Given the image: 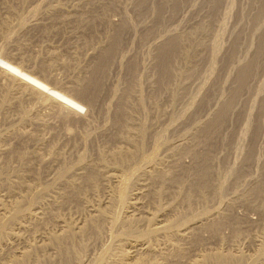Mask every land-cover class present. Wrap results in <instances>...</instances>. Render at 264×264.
Listing matches in <instances>:
<instances>
[{"label":"rangeland","instance_id":"rangeland-1","mask_svg":"<svg viewBox=\"0 0 264 264\" xmlns=\"http://www.w3.org/2000/svg\"><path fill=\"white\" fill-rule=\"evenodd\" d=\"M141 1L0 0V31L2 32H0V42L5 41V44L21 49L24 53L27 51L29 52L26 53L27 55L37 56L38 60L44 63L52 62L51 67H54L52 70L66 84L73 87L79 86L84 79L91 78L92 67L101 54L100 51L107 48L116 36L120 38L119 47H121L116 53V61H113L101 85L104 88L98 94L100 98L97 107L91 109L89 106L88 114L79 115L87 125L65 123L59 117H50L49 111L43 109H40V112L45 115L48 124L45 122L44 125H39L31 121L19 123L20 115L11 113L12 116L9 113L12 116L10 117L0 106V132L12 124L17 129L11 140L9 138L0 142L8 144V147L12 145L9 147L12 152L18 149L17 154L13 152L15 155L12 158H0V165H3L0 171L5 169V173L0 172V174L3 173L4 176H8V173L14 174L12 176L14 179L8 176L10 181L18 178L16 182L25 180L32 187H35V184L45 186L47 183L46 186H49L53 183L49 192L50 198H53L58 191L66 190L64 183L60 181L58 183L56 179L61 168L63 170L71 167L68 172L73 173L74 168L83 165V173L85 171L88 173L93 167L107 169L109 173H117L112 168L117 167L118 174L128 176L127 192H140L138 196L130 193L131 198L139 200L137 214L145 217L147 212L154 213L158 226L169 223L171 228L173 227L175 234L171 232V235L169 234L171 237L164 233H158L153 237L154 242L161 245L163 240H169L171 243L174 242V246L178 245L175 246L176 249L179 247L177 252H173L175 248L172 250L160 245L163 250L161 249V253L156 256L157 258L155 257L158 264L159 262L160 264H193L195 260L207 256L206 254L209 256V252L228 251L246 256L248 260L244 257L245 261L241 264H248L250 258H254L258 253L264 239V196L259 195L264 187L262 185L264 184V0H178L180 3L177 4V0H147L146 5ZM159 11L162 14L160 22L157 19ZM59 12L65 14L64 18H59ZM81 12L85 16L80 18L78 13ZM93 15H98V18L90 19ZM4 21H8V25L5 26ZM201 26L206 29L201 30ZM190 31L200 38L199 45L197 43L200 47L198 50L201 51L198 57L191 62L178 58V61L170 66V71L161 69L163 56L159 49L166 47L167 42L181 35L185 37V46H188L191 41L188 35ZM255 59L258 61L257 67L255 66L257 71L246 77L251 70L248 68L249 70L243 73L245 75H242L240 70ZM127 94L129 99L127 100L130 102H125V108L126 112H129L126 113L129 121L116 113L118 104ZM1 101L2 99L0 104ZM222 110H225V114L219 121ZM121 125H124V128L127 125L129 129L126 127L125 132L121 131ZM121 148L133 154L129 162L119 163L116 162L117 158L114 160ZM35 151L40 154L42 152L41 157L43 160L45 157L46 159L44 161L36 159ZM24 152L35 159L30 157L28 164L24 160H19L17 157ZM111 155L114 156L113 160ZM83 157L86 159L84 160ZM101 157L105 160L103 161ZM204 160H207V165L211 168L216 196L213 194L206 201L198 194H193L195 191L189 190L195 196L192 208L191 206L189 208L185 192L193 189L191 187L197 180L196 177ZM47 161L50 162L49 165ZM29 164L31 166L28 168ZM14 170L18 172L19 177ZM19 172H22V175L25 172L26 174L23 175L25 178L21 176L23 178L21 179ZM71 173L66 174L67 180L76 179ZM101 180L98 183L99 189L95 188L92 192L88 189L86 200L92 201L94 206L100 204L106 209L111 207L109 211L114 214L126 209L120 204L117 206L118 202L114 204V200L110 198L116 191V187H113L114 180L108 182ZM76 181L81 183L79 180ZM59 201L64 205L59 208L63 209L61 213L59 211V215H62L60 218L66 219V222L78 225L89 216L87 210L81 213L80 210H76L77 202L71 201L68 204L62 199ZM198 213L200 216L197 215ZM142 221L140 223L143 225L140 224V228L145 229L144 220ZM103 224L106 225H102V232L100 231L102 235L89 236L94 239L85 237L82 238L83 240L75 235L76 238L72 239L73 243L70 241L71 246L78 247L75 249L72 246L75 250L71 259L75 258L78 261L76 264H81L82 261L80 262L79 259L83 256L84 264H92L101 248L113 243L110 232L122 231L123 226L118 227V224L113 226L111 221ZM213 226H217V232L212 229ZM59 229V223L48 221L44 227L31 232L36 236L29 235L30 231L22 232V235L26 233L24 237L28 238L29 242L44 246L49 244L46 246L47 259L44 264L58 262L61 264L60 261L62 262L64 258L58 254L59 245L51 244L48 240L50 233L58 232ZM77 239L85 243L90 239L91 241L87 242L90 245L84 242L79 245ZM82 244H85L83 246L86 249H82L79 253L81 247L83 248ZM15 246L21 245L15 244ZM77 252L83 256L75 255ZM3 253L5 255L0 254V264L12 258L9 250L5 249ZM48 255H52L51 258ZM70 262L64 261V264ZM257 262L251 264H264V258Z\"/></svg>","mask_w":264,"mask_h":264},{"label":"bare ground","instance_id":"bare-ground-1","mask_svg":"<svg viewBox=\"0 0 264 264\" xmlns=\"http://www.w3.org/2000/svg\"><path fill=\"white\" fill-rule=\"evenodd\" d=\"M141 2H143L142 4H145V5L147 4V0H142ZM178 2L180 3V1L177 0L176 4ZM161 7H162V4H161ZM78 14H79L78 16H80V18L85 16L83 14V12L78 13ZM64 16H65V14L62 15L59 12V18L60 17L64 18ZM90 17H91L90 19L94 20V19L98 18V15H93V16H90ZM161 18H162V14H161V11H159L158 14H157L158 22H160V20H162ZM7 23H8V21H6V22L4 21L3 22V24L5 26L8 25ZM200 28H201V30H205L206 29L203 26H201ZM150 30L152 31V29H150ZM192 32L190 31L189 34H188L190 39H191V41H189L190 44L188 46H185V42H186L185 41V37L181 35V36L174 37L173 39H171L169 42L166 43V45H165L166 47H163V48L159 49V51L162 53V56H163L162 57V64H161L162 68L161 69H163L165 71H168L170 69V66L173 65L178 58H182L186 62H191V61H193V59H196L198 57L199 53L201 52L200 50H198L200 47L197 46V43H198V45L200 43V41H199L200 38L198 37V35H195V33H192ZM197 33H198V31L196 32V34ZM202 33H203V31H202ZM4 36H5V34H4ZM7 36L9 37L8 33H7ZM5 43H6L5 41L4 42H0V99H2L0 106H1L2 109H4V111L7 112V114L14 113V114L20 115L21 118L19 117L20 118L19 123H22L24 121L25 122L31 121V122H35V123H37L39 125H44L45 122H47L45 120V115H43L40 112V109L49 111L50 117L51 116L59 117L60 120L62 119V121L65 122V123L71 122V123H74V124L82 123V125H87V122L82 120L79 117V115H81V113H87V112L89 113V109H88L89 106H90V108L92 107L93 109L97 107L98 100L100 98L98 94L101 92L102 88H104V87H101V85H103L102 83L106 79V76L108 74L109 68H110V66H112L113 61L115 60V56H116L117 51H119V48H121V47H119L120 38H119V36H116L113 39V42H111V44L107 48H104L102 51H100L101 54L99 55V57L97 59L98 61L96 60V62L94 63V66L92 67V76H91V78L86 79V80L84 79V81L82 83H79L80 84L79 86L73 87L71 85L66 84V82L62 78H59L58 74L55 71L52 70V68H54V67H51L52 66L51 65L52 62H49L50 63V65H49V63L46 61L47 63L45 62L46 63L45 64L44 61H39L36 55H35L36 57L29 56V55L26 54V53H29V52L26 51V53H24V51H21V49H17L16 47H14L12 45H9V44H5ZM200 46H201V44H200ZM214 48H215V46H214ZM216 48H217V46H216ZM259 50H260V48H259ZM213 52L215 53V51H213ZM217 53H218V49H217ZM31 55H34V54H31ZM211 56L210 57L213 58V55H211ZM209 60L211 61V59H209ZM257 62H258L257 59H255L248 66L242 68L240 70V73L242 75H245V74H243V73H245V70L248 71L249 70L248 68H251V70L249 72V75L248 74L246 75V77L247 76L250 77L251 74H254V72L257 71V70H255L256 69L255 66L257 67ZM165 75H166V73H165ZM242 85H243V83H242ZM129 91L130 90H128V93H129ZM130 95H129V97H131ZM127 99H128V94H127V96H124V99L121 100V102L119 104L117 103L118 104V108H117L116 113H117V115L119 117L120 116L121 117H126V113L127 112H126V108H125V102L129 100V99L128 100ZM128 102H130V101H128ZM27 104H29V105H27ZM27 106H29V108ZM224 112H225V110H222L220 112V114H219L220 116L218 118L219 121L222 120V118H223V116L225 114ZM3 113L5 115V112H3ZM10 114H9V116H10ZM127 114H129V112ZM12 116H10V117H12ZM130 117H131V115H130ZM127 118L128 117H126L125 119L127 120ZM132 118H134V117H132ZM127 121H129V120H127ZM123 123H125V122H123ZM47 124H48V122H47ZM117 124H119V122H117ZM120 124H121V122H120ZM213 124H217V123H213ZM14 126L12 124L11 126L7 127L6 130L0 132V141L3 142V140H9V138H10V140L12 139L13 133L17 132L16 131L17 129H16V127L14 128ZM125 126L127 127V125H125ZM120 127H121V131H124V132L126 131L125 130L126 127L124 128V125H121ZM128 127L126 129H129ZM132 127L133 126L131 125L130 128L132 129ZM116 128H117V126H116ZM19 131H18V134H19ZM131 131H133V130H131ZM134 133L136 134L135 131H134ZM139 134L141 135V132ZM143 134H144V132H143ZM121 135L122 134H120V136ZM131 135H134V134H131ZM15 136L17 137V134H15ZM123 136H124V134H123ZM137 136H138V134H137ZM85 137H87V135ZM18 138H20V137H18ZM128 138H127V140H128ZM134 139H136V138H134ZM90 141H92V140H90ZM141 141H143V140H141ZM2 142H0V158H2V157H6V159L12 158L13 155H15V154H13L14 151L12 152L10 150L11 148L9 149V147L12 146V145H10L8 147V144H4ZM128 142H130V140ZM134 142H135V140H134ZM131 143H133V142H131ZM132 146H133V144H132ZM135 148H137V147H135ZM49 149L50 148L48 147V150ZM106 149H108V148H106ZM121 149L122 150H119L118 152L116 151L117 154L115 156V159H114V156L112 157V155H111L112 160L113 159L116 160V158H117L116 162H119V163L124 162V161L129 162L130 161L129 159L133 157V154L129 153L128 151L123 150V148H121ZM45 150H47V149H45ZM61 150H63V149H61ZM102 150H104V149H102ZM139 150H140V148H139ZM51 151H52V149H51ZM26 152H24V154H22V155H19L17 158L19 160L21 159V160H24L26 162L28 160H31L30 157H32V156H28L26 154ZM112 152H113V150H112ZM17 153L18 152H16V154ZM34 153H33V155H34ZM50 153H48V154H50ZM19 154H20V152H19ZM41 154H42V152H41ZM41 154L39 152H36L35 153L36 159H39V160L42 161L43 157H41V156H43V155H41ZM51 155H50L49 159L51 158ZM113 155H115V153ZM56 156L57 155L55 154V158H56ZM101 156H103V155H101ZM78 157H80V156H78ZM207 157H209V156H207ZM52 158H54V157H52ZM33 159H35V158H33ZM45 159H46V157H45ZM83 159L85 160L86 158L83 157ZM149 159H152V158H149ZM149 159H148V162H149ZM104 160L105 159H103V161ZM21 162H19V163H21ZM26 162H25V164H26ZM105 162L104 163L101 162V163H103V165H104ZM80 163L82 164L81 161H80ZM89 163H91V162H89ZM124 163H123V165H124ZM7 164H5V166H7ZM27 164H28V162H27ZM39 164H41V163H39ZM47 164L49 165L50 162L47 161ZM63 165H64V163H63ZM89 165L91 166L92 164H89ZM99 165H101V164H99ZM114 165H112V166H114ZM119 165H121V164H119ZM30 166H31V164H29L28 168ZM82 166H80V167L76 166L77 168L76 169L74 168V170H72L73 173L68 172L71 169V167L70 168H68V167L65 168L63 166L65 169L62 170V168H61L62 171L59 169L60 171L58 173V178H56L57 176L55 178L58 180V183H59V181H60V183L61 182L64 183V186H65L66 190L64 192H63V190L61 192L58 191L57 193H55V196L53 198H50V196H49L51 194L49 192L52 190V184L53 183L49 184V186H46L47 183L45 182L46 183L45 186H44V184H43V186L42 185L40 186L39 184L38 185L35 184V187H32L31 185L26 183L25 180H22L23 182H20V183L17 181L19 183V185H17V182H16V180H18V178H17L16 180H13V181L16 182L15 183L16 185H15V184L12 183L13 182L12 180H11L12 182L10 181V178L14 179L12 177L14 174L11 175L10 173H8L11 176L10 177L8 175L10 178L8 176H6V175L4 176L3 173L0 174V193L4 192V194H2V193L0 194V254L5 255L3 253L5 251V249L9 250L10 254L12 253L11 254L12 258L9 259L8 261H5V262L2 261L3 263H1V264H30L31 262H34L35 264H44V261H46L45 259H47L45 250L47 248L46 246H48L49 244L47 245L44 242L46 244V246H44V245H41V244L32 243V241L29 242L27 240L28 238L26 237L27 239H25V237H24V236H26V233H25V235H22V232H27L28 233L30 231V233L31 232L33 233L34 229L36 230L37 228H40L42 226L44 227L48 223V221H51L53 223H55V222L59 223V226H60L59 231L58 232L56 231L55 233L51 232L50 233L51 235L50 236L48 235L49 236L48 240H49V242H51V244L59 245L58 246V248H59L58 254H61L64 257L62 259L66 263H69L70 260H72L71 259V255L73 254V250L78 248L76 246L77 242L74 243L77 248H75L72 245L73 248H75V249H73L71 244H70L71 243L70 241H72V239H73V237H75V235L77 237L79 236L81 239L85 238V237L88 238L89 236H93V235L94 236H97L99 234L102 235V233H100V231H101V228L103 227L102 225H104L103 223H105L107 221H111L114 224L113 226H115L116 224H118V227L119 226H123V227H121L122 231H118L117 230L118 232H116V233L115 232H110L111 240H112L113 243L112 244H107L106 246L101 248L102 250L100 252L98 251L99 253L94 257L92 264H158L157 263L158 261L157 260H156L157 262L155 261V257L158 254H160L163 249L160 248L161 244H159L157 242H154L155 240L153 239V237L156 234H158V233H164V235H169L171 232H173V230H172L173 227L171 228L170 224L167 223V222H166L167 224L163 223V225L158 226L157 222H155L156 221V216H155L154 213L147 212V215L145 217H141L139 214H137V212L139 211L138 210L139 206L137 205L138 204L137 202H139V200H137L138 198L135 199L133 197L135 200L133 198H131V194L130 193H132L133 195L137 194V196H138V194L140 192H131L130 190H128L130 192H127V188L126 187H127V184H128V178H127L128 176L125 177V176L121 175V173L118 174V170L119 169L117 167H112L114 172H117V173H109V172L106 171L107 169L106 170H101V169L94 168V167L91 168L88 173H86V171H85V173H83L82 172ZM86 166H87V164H86ZM92 166H95V165H92ZM198 166H199V164H198ZM24 167L26 168L27 166H24ZM37 167L39 168V166H37ZM156 167L157 166H155V168ZM0 168L3 169V165ZM100 168H101V166H100ZM17 169H16V171H17ZM210 169L211 168L207 165V160H204L202 162L201 167H200V170H199V173H198V177L195 176L197 178V180L194 182L193 186L191 185L192 186L191 188H193V189L186 190L187 192H185V199L187 200L186 203L189 206V208H190V206L192 208V204L194 203L193 202V198H195V196L191 194L192 191H189V190L195 191V193H193V194H198L199 196H201L206 201H207L208 197L213 196V194L215 193V190H214L215 188H213V183L214 182L212 181V176H211ZM21 170H23V169L21 168ZM8 171H10V170H8ZM24 171L27 172V170H24ZM0 172H4L5 173V169H4V171L2 170ZM14 172H15V170H14ZM14 172H12V173H14ZM15 173H17L16 176L19 175L18 172H15ZM24 173H23V175H24ZM67 173H71L72 175L76 176V177H73V178H76V179L71 180V178H70V180L69 179L67 180V178H66V174ZM149 173H151V171ZM149 173H147V174H149ZM154 173H152V174L155 175ZM189 173H191V172L189 171ZM6 174H7V172H6ZM31 174H32V172H31ZM152 174H151V176H152ZM195 174H197V173H195ZM23 175H22V172H21L20 173V178ZM36 175H35V177H36ZM40 175H41V172H40ZM151 176H150V178H152ZM163 177H165V176H163ZM206 177H209V178H206ZM23 178H25V177L23 176ZM23 178H21V179H23ZM36 178H38V177H36ZM21 179H19V180H21ZM101 179L104 180V182L105 181L108 182L109 180H112V181L114 180V184L115 185L113 187H116V191L113 190L114 192L112 193L110 198L114 200V202H113L114 204H115V202H118L117 206L120 204L121 207H125L126 209H124L122 211L120 210V213L117 212V213L114 214V213H112V211H109V210H111V207L110 208L107 207L108 209H106V208H104V206L103 207H102V205L100 206V204H97V206L96 205L94 206V204L91 203L92 201L89 202V201L86 200V194L89 192L88 189H90L91 192L94 191L95 188L99 189L98 183L100 182ZM76 180H79L81 183H79ZM84 182H86V184ZM182 182H183V180H182ZM163 183H164V180H163ZM262 185H264V184H262ZM183 187H185V186H183ZM101 190H102V188H101ZM183 190H184V188H183ZM262 190L260 191L259 195L263 197L264 196V187H262ZM132 191H134V190H132ZM184 191H182V192H184ZM174 195L176 196L175 193H174ZM180 195H181V193H180ZM157 197H159V196H157ZM196 197H198V196H196ZM201 197H199V198H201ZM175 198H177V200L179 199L177 196ZM60 199L64 200L68 204L71 201L77 202L76 203L77 204V206H76L77 209L76 210H78V211L80 210V213H81V211L87 210L89 212V213H87V214H89V216L85 215L86 219L85 218H84L85 220L82 219L83 223L78 224V225H75L74 223H71V222L70 223L66 222L65 221L66 219L63 220V218H60L62 215L61 216L59 215L61 213V210H63V209L60 210L59 208L61 207V205L64 207V205L61 204V202L59 201ZM130 199H132V200H130ZM107 200H108V198H107ZM197 201H199V200H197ZM201 201H202V199H201ZM110 204H112L111 201H110ZM111 206H113V205H111ZM120 206H119V208H120ZM140 209H141V207H140ZM59 211H60V213H59ZM63 214H64V211H63ZM197 215L200 216L199 213ZM206 215H207V212H206ZM222 215H224V214H222ZM217 217H218V215L216 216V218ZM214 219H215V217H214ZM142 220H144V223H145L144 228L145 229H142L143 227L140 228V224L143 225L142 223H140V222H143ZM78 221H76V222L78 223ZM220 221H221V219H220ZM205 222H207V221H205ZM222 223H223V221H222ZM212 225L213 224H211V226ZM178 226H179V224H178ZM209 227H210V224H209ZM212 229L216 231L218 228H217V226H213ZM212 229H211V231H212ZM37 232L39 234V229H38ZM30 233H29V235L36 236V235H33L32 233L30 234ZM235 233L237 234V232H235ZM173 234H175V233L173 232ZM170 235L168 237H171ZM238 235H239V233H238ZM93 237H89V238L92 239ZM164 237L166 239H169V238H167V236H164ZM45 238H47V236H45ZM101 238H102V236H101ZM172 238H170L171 241H172ZM196 239H197V237H196ZM89 240L87 242H89ZM225 240L226 239H223V241H225ZM43 241H41V242L43 243ZM93 241L94 240H92V242ZM49 242L47 241V243H49ZM81 242H84V241H81ZM81 242L79 243V245L81 244ZM87 242L86 243L84 242V243L90 245V243H87ZM162 242H163L162 245H164L163 247L166 246L167 248L168 247L172 248V250H173V248H175V246H178V245L174 246V244H173L174 242L171 243L169 240H167V241L163 240ZM39 243H40V241H39ZM72 243H73V241H72ZM15 244H18V245H21V246L18 247V246H15ZM85 244H82V246L85 245ZM84 248H85L84 246H83V248L81 247L80 252H79V250H78V252L81 253L82 249H84ZM164 249H166V248H164ZM177 249H179V247ZM177 249L175 248V250H173V252H175V251L177 252ZM78 252L75 255H77ZM83 252H85V251H83ZM166 252H168V251H166ZM166 252H165V254H166ZM180 253H178V254H180ZM6 254L10 255L9 253H6ZM58 254L56 252V256ZM78 255H80V254H78ZM170 255H171V252H170L169 256ZM206 255L207 256H204L203 258L195 260L193 264H241L242 261H245L244 260L245 258L247 259V257L243 256L242 254L241 255L240 254H236V253L234 254V253H232L230 251H228V252H216V253L209 252V256H208V254H206ZM263 255H264V239L262 240V246L259 249L258 253L256 254V256L254 258H250L251 262L249 260L248 264L255 263V262H257V260H259L261 258L263 259L264 258V257H262ZM51 256H49V258H51ZM53 256H55V255H53ZM7 257H6V259H7ZM73 257H74V255L72 256V258ZM82 258L79 259V260H80V262L82 261L81 264H84L83 263L84 260H82ZM73 259L76 260L75 258H73ZM84 259H85V257H84ZM59 260H61V258ZM63 260H62V262L64 264ZM74 260L71 261L72 264L74 262H75V264H76V262H78L77 260L76 261H74ZM50 262L53 263V261H50ZM62 262L60 261L61 264H62ZM71 262H70V264H71ZM259 262H257V263H259ZM58 263H56V264H58ZM159 264H160V262H159Z\"/></svg>","mask_w":264,"mask_h":264}]
</instances>
